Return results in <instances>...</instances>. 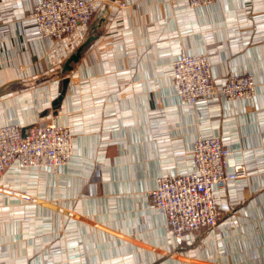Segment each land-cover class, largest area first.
Returning <instances> with one entry per match:
<instances>
[{
    "label": "crops",
    "instance_id": "1",
    "mask_svg": "<svg viewBox=\"0 0 264 264\" xmlns=\"http://www.w3.org/2000/svg\"><path fill=\"white\" fill-rule=\"evenodd\" d=\"M40 1L0 0V127L69 126L74 157L0 178L38 199L0 191V264H264V0H85L93 22L62 41L29 18ZM181 50L209 60L217 87L252 73L256 96L185 103ZM200 135L222 138L228 169L247 175L216 190L218 225L179 245L147 193L194 170Z\"/></svg>",
    "mask_w": 264,
    "mask_h": 264
},
{
    "label": "built area",
    "instance_id": "2",
    "mask_svg": "<svg viewBox=\"0 0 264 264\" xmlns=\"http://www.w3.org/2000/svg\"><path fill=\"white\" fill-rule=\"evenodd\" d=\"M217 0H186L192 9L208 8ZM125 6L124 4H121ZM96 7L85 0H41L29 18L44 38L62 41L88 27ZM172 81L177 96L187 104L219 95L228 101H247L256 96L257 83L250 72L229 75L217 87L209 60L201 54L181 50L172 64ZM230 149L220 137L198 136L193 144L194 170L176 177H160L147 195L154 210L164 217L179 245L184 237L218 225L222 212L216 190L247 175L243 166L228 169ZM74 157L73 133L57 123L33 125L24 130L16 124L0 127V178L13 166L21 170L59 169ZM22 200L36 204L38 199L0 187Z\"/></svg>",
    "mask_w": 264,
    "mask_h": 264
},
{
    "label": "water",
    "instance_id": "3",
    "mask_svg": "<svg viewBox=\"0 0 264 264\" xmlns=\"http://www.w3.org/2000/svg\"><path fill=\"white\" fill-rule=\"evenodd\" d=\"M79 59V55L75 57V62ZM67 69L71 70L72 68L69 66V63L66 66Z\"/></svg>",
    "mask_w": 264,
    "mask_h": 264
}]
</instances>
